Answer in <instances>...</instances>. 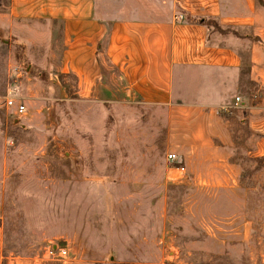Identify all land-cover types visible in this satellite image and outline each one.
Here are the masks:
<instances>
[{
  "label": "rangeland",
  "instance_id": "1",
  "mask_svg": "<svg viewBox=\"0 0 264 264\" xmlns=\"http://www.w3.org/2000/svg\"><path fill=\"white\" fill-rule=\"evenodd\" d=\"M100 1L146 14L140 0ZM46 51L0 31L3 264H264L261 134L237 122L202 134L166 105L81 96ZM228 73L184 72L176 100L254 103L246 67Z\"/></svg>",
  "mask_w": 264,
  "mask_h": 264
},
{
  "label": "crops",
  "instance_id": "2",
  "mask_svg": "<svg viewBox=\"0 0 264 264\" xmlns=\"http://www.w3.org/2000/svg\"><path fill=\"white\" fill-rule=\"evenodd\" d=\"M262 2V3H261ZM100 0H2L0 31L42 45L50 61L76 79V92L100 102L166 105L173 118L227 136L237 122L264 145V0H140V18L102 13ZM104 5V6H103ZM109 5V4H108ZM263 40V41H260ZM247 69L253 101L176 100L183 73ZM221 77V78H220ZM198 92L204 85L196 84ZM213 91L211 84L207 94ZM201 124V125H199ZM0 230V264H3ZM65 264L64 262H62ZM20 264V263H19ZM71 264H84L82 261Z\"/></svg>",
  "mask_w": 264,
  "mask_h": 264
},
{
  "label": "built area",
  "instance_id": "3",
  "mask_svg": "<svg viewBox=\"0 0 264 264\" xmlns=\"http://www.w3.org/2000/svg\"><path fill=\"white\" fill-rule=\"evenodd\" d=\"M240 101L241 100H240L239 97H235V99H234V106H238L239 103H240ZM6 104H7L8 107L15 109V114H22L25 111V107L22 104H20V103H18L16 105L15 101L12 98H9L6 101ZM167 159L170 162L174 161L176 159L175 158V154H168L167 155ZM180 170L182 171L183 169L181 168ZM66 256H67V251L65 249H63V248H58L57 249V254H56V257L57 258L63 259Z\"/></svg>",
  "mask_w": 264,
  "mask_h": 264
}]
</instances>
